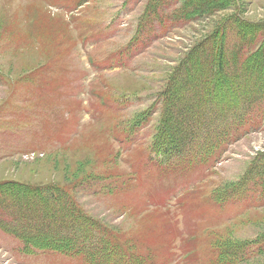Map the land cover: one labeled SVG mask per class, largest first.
Instances as JSON below:
<instances>
[{"label": "rangeland", "instance_id": "obj_1", "mask_svg": "<svg viewBox=\"0 0 264 264\" xmlns=\"http://www.w3.org/2000/svg\"><path fill=\"white\" fill-rule=\"evenodd\" d=\"M82 1V9L77 8ZM148 1L0 0V181L36 187L72 185L79 205L90 217L125 236L134 233L137 238L139 231H144L145 237L154 235L168 223L155 242L159 246L167 243L160 248L165 254H173L171 264H206L207 245L214 236L245 240L264 232V201L259 192L250 187L246 194L226 201L223 209L214 208L209 195L219 185L237 182L249 164L258 161L256 155L264 153V126L254 129L250 125L254 121L244 122L241 128L231 124L235 130L230 133V145L228 141L219 163L208 172L195 167L187 173L169 170L161 177L154 172L155 166L139 162L144 169L141 180L122 189L118 182L124 178L97 181L95 176L115 163L117 171L129 174L132 159L136 161L143 149L149 148L159 114L155 112L145 125L134 130L131 145L122 136L123 132L129 136L130 122L151 106L152 95L164 88L169 74H177L176 66L183 57L224 17L231 14L243 21H264V0H231L228 9L191 24L168 21L169 16H175L180 0H152V12ZM89 32L92 37L96 33L97 40L81 48L79 38H86ZM116 50L121 55L119 68H101L109 65L108 55L114 57ZM192 81L195 90L199 78ZM240 83L223 86L222 93L236 90ZM178 87L169 85L171 92ZM99 92L107 98L113 95V101L124 97L132 100L119 111L111 104L109 116L98 123L96 117L101 113L91 109V104ZM182 114L185 119L195 112ZM43 123L50 126L43 132L50 143L41 137ZM116 127L119 130L114 132ZM113 138L126 142V148ZM57 147L59 151L49 153ZM85 176H91V185L84 182L78 191L80 185L74 181ZM99 184L106 186V192ZM181 192L184 197L189 194L172 207ZM167 196L171 199L167 201L171 205L168 214L147 209L151 198ZM184 201L194 206L191 214L179 211ZM2 203L1 196L0 208ZM4 217L0 210V219ZM195 218L200 223L193 232L197 240L188 246L191 235L187 232L196 226ZM13 222L5 219L0 224V264H77L74 257L57 252L22 254L19 242L5 233ZM152 229L151 234L145 232ZM193 248L198 256L188 263L183 256ZM246 264H264V254Z\"/></svg>", "mask_w": 264, "mask_h": 264}, {"label": "trees", "instance_id": "obj_2", "mask_svg": "<svg viewBox=\"0 0 264 264\" xmlns=\"http://www.w3.org/2000/svg\"><path fill=\"white\" fill-rule=\"evenodd\" d=\"M184 2L187 13L183 15L189 20L204 15L211 17L217 10L228 9L231 0ZM229 28L237 30L244 39L263 35V40L252 51H230L225 44L226 30ZM183 58L184 77L175 78L176 82L173 80L171 88L177 84L179 87L173 92L167 90V95L174 100L181 114L195 112L193 116L182 119V114L179 118L183 123L186 121L188 129L194 132L187 138L180 130L181 125L176 122L178 126L173 127L169 135L163 140L156 139L154 149L169 158L170 155L192 153L195 142L199 145V154L192 161L198 163L202 161L199 158L205 152L206 145L211 148L212 133L216 137L218 131L226 125L223 133L229 136L234 129L231 124L241 127L239 124L253 117L250 116L253 105L257 102L258 106L259 101H264V22L254 24L240 20L235 15L226 16ZM197 77L199 82H196V89L192 90V79ZM179 79L181 83H178ZM239 82L240 87L236 90L222 93L223 86ZM263 111L264 103L258 112L260 119L264 116ZM109 156L111 162L110 152ZM246 169L237 182L217 186L213 198L232 199L237 194H246L251 187L253 192L260 193L259 198L264 201V153H260L258 161L251 162ZM115 170L116 163L110 164L98 177L107 178L115 174ZM83 180L84 177L74 183L80 184ZM29 186L0 181V191L4 192L0 194L3 199V208L0 210L5 216L0 222L3 224L5 219H13L12 227L20 236L24 229L29 230V242L33 248L72 254L89 264H141L146 260L134 249V245H137L136 242L133 245L134 238L113 231L81 210L74 201L72 185L61 187L46 184L35 191H30ZM212 247L216 250L213 264H246L264 254V232L257 235L254 243L229 236L217 238Z\"/></svg>", "mask_w": 264, "mask_h": 264}]
</instances>
